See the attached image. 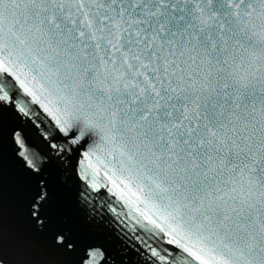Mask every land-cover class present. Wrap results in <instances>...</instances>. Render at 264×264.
Wrapping results in <instances>:
<instances>
[{
    "label": "snow or ice",
    "instance_id": "snow-or-ice-1",
    "mask_svg": "<svg viewBox=\"0 0 264 264\" xmlns=\"http://www.w3.org/2000/svg\"><path fill=\"white\" fill-rule=\"evenodd\" d=\"M0 264H264V0H0Z\"/></svg>",
    "mask_w": 264,
    "mask_h": 264
}]
</instances>
